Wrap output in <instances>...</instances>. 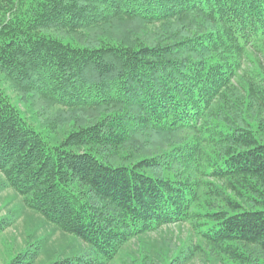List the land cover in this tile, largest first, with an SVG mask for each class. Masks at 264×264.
Masks as SVG:
<instances>
[{"label": "trees", "instance_id": "obj_1", "mask_svg": "<svg viewBox=\"0 0 264 264\" xmlns=\"http://www.w3.org/2000/svg\"><path fill=\"white\" fill-rule=\"evenodd\" d=\"M257 55L264 0H0L3 187L91 250L49 264H186L206 254L200 242L221 264H264ZM1 80L60 108L49 129L70 131L52 144ZM182 223L193 249L122 259ZM11 225L1 220L0 234ZM42 249L8 264H35Z\"/></svg>", "mask_w": 264, "mask_h": 264}, {"label": "rangeland", "instance_id": "obj_2", "mask_svg": "<svg viewBox=\"0 0 264 264\" xmlns=\"http://www.w3.org/2000/svg\"><path fill=\"white\" fill-rule=\"evenodd\" d=\"M264 68V58L256 56ZM249 70L255 68L254 63L247 62ZM2 81L3 87L23 113V116L38 132L56 145L59 140L70 131L69 127L49 129V124L63 114L60 108L48 107L45 103L34 100L29 103L22 95L14 90L7 82ZM57 132V133H56ZM4 177L0 173V221L10 219L12 225L0 234V264H8L22 250L34 243H39L43 249L35 264H49L56 259L75 257L79 254L90 252V246L77 237L63 233L54 225L46 222L44 218L32 210L24 207L23 198L14 190L3 187ZM218 204V200H214ZM213 202V203H215ZM203 215L212 210L203 203ZM208 220V219H205ZM189 223H182L164 227L157 233L144 236L140 240L131 242L123 252V260H136L142 255L152 254L157 260L162 259V254L177 253L180 249L187 251L199 245V238ZM201 247L210 254V248L200 242ZM197 253L186 264H221L214 255ZM189 256V252L187 253Z\"/></svg>", "mask_w": 264, "mask_h": 264}]
</instances>
